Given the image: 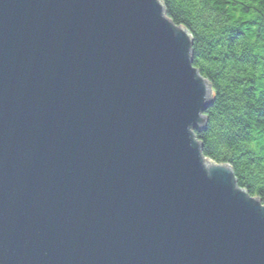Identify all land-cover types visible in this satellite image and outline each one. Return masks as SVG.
<instances>
[{
  "label": "water",
  "instance_id": "obj_1",
  "mask_svg": "<svg viewBox=\"0 0 264 264\" xmlns=\"http://www.w3.org/2000/svg\"><path fill=\"white\" fill-rule=\"evenodd\" d=\"M192 44L161 0H0V264H264Z\"/></svg>",
  "mask_w": 264,
  "mask_h": 264
},
{
  "label": "trees",
  "instance_id": "obj_2",
  "mask_svg": "<svg viewBox=\"0 0 264 264\" xmlns=\"http://www.w3.org/2000/svg\"><path fill=\"white\" fill-rule=\"evenodd\" d=\"M192 37V65L211 86L202 154L264 200V0H161Z\"/></svg>",
  "mask_w": 264,
  "mask_h": 264
}]
</instances>
